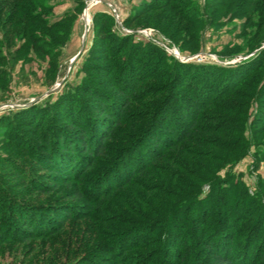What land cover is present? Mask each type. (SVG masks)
<instances>
[{
	"label": "trees",
	"instance_id": "1",
	"mask_svg": "<svg viewBox=\"0 0 264 264\" xmlns=\"http://www.w3.org/2000/svg\"><path fill=\"white\" fill-rule=\"evenodd\" d=\"M53 1L0 0L3 82L26 48L28 55H51L56 71L85 3L72 0L73 9L53 17ZM206 1L217 18L223 0ZM259 7L264 19V1ZM200 14L195 0H149L124 25L145 27L153 20L174 42L184 29L196 51ZM145 17L149 23L141 24ZM93 20L82 82L53 102L0 119V139L27 149L36 169L13 154L1 161L34 192L57 196L27 200L12 190L16 176H0V246L53 238L66 228V238H53L55 253L39 258L41 264H264V179L252 195L236 175H219L252 141L264 144L255 132L264 130V108L248 125V108L264 90V48L236 66L188 63L151 40L119 35L108 11H97ZM164 21L179 24L173 35L161 27ZM251 40L249 50L264 38ZM247 126L255 129L251 137ZM205 183L210 187L202 196Z\"/></svg>",
	"mask_w": 264,
	"mask_h": 264
},
{
	"label": "rangeland",
	"instance_id": "2",
	"mask_svg": "<svg viewBox=\"0 0 264 264\" xmlns=\"http://www.w3.org/2000/svg\"><path fill=\"white\" fill-rule=\"evenodd\" d=\"M145 1L149 0H84V7L74 22L71 35L65 45L61 47V51L57 58L58 66L56 71L54 69L52 70L51 55H38V53L28 55V50L26 48L22 53H19V56L14 61V67L10 70L11 79L6 83L0 79V119H2L3 116L13 117L14 112L32 104L43 106V104L47 102H53L64 91L73 89L82 82L86 72L83 65L89 57L91 48L94 44L93 39L96 31L94 30L93 18L97 11H108L114 16L115 24L112 28L119 35L134 34L136 40H151L161 46L168 54L182 62L223 67L236 66L248 58L253 57L264 48V40L260 43L259 48L253 50H249L247 44L250 39L255 43L257 37L261 36V38H264V19L261 18V7H259L263 4L264 0H223L224 3L220 5L221 12L218 11L216 13L218 14L217 18L215 15L208 14L207 9L209 6L206 0H195L200 8L201 14H203L202 18L204 17L200 30V34L202 35L200 41L201 47L196 51H192L191 48V46L194 47V44L187 42L189 40V34H185L184 29L175 37L174 40L178 42L176 43L160 32L158 28L154 26L153 20L149 23L147 17L141 21V24L149 23V25L146 24L148 26L131 28L124 25V19L132 14V12L141 8ZM53 3L55 4V8L50 12V15L53 17H59L75 7V3L72 0H54ZM215 4L218 3L216 2ZM254 6H258V8H254ZM87 7V14L84 16ZM225 11L227 13H225ZM160 14H162V12L157 13L158 16ZM214 18H216V20H214ZM160 25L162 28H167L169 35H173L179 24L175 21H164ZM81 50L82 52L78 58L71 63L72 59ZM262 92L261 101H253L248 108V125L253 120L259 107L261 106V108H264V90ZM249 127L250 126H247L245 130L247 137H251V132L255 131V129L253 131ZM255 132L261 136L260 141L263 142L264 130L259 133L258 129ZM3 137L0 139V173H2L0 176H5L3 177L4 180L11 178V176L15 179L16 176L18 181L15 180L18 182V186H16V190L12 189V187L11 189L14 192L24 193V195L27 196V200H33L35 202H41L43 199V201H55L57 199L55 194L48 193L46 196H42V194H38L37 191L34 192L23 182L20 183L22 180H25L24 177H19L21 174L19 175L18 172L16 174V171H13L11 166L4 163L5 160L4 162L1 161L2 156L13 154L21 158L22 162H24V166L36 167L35 161L27 157V149H16L13 146L6 147L7 142ZM31 137L35 138L33 134H31ZM224 138L225 137H221V140L224 141ZM215 149L214 146L200 147V150L204 151H212ZM218 149V152H223ZM201 156V154H198V157L195 158L200 159ZM12 158H14V156H12ZM190 165L193 164L191 163ZM21 173L26 174L23 170ZM228 173L239 177L244 182L249 192L255 195L254 193H256L259 188L258 182L260 179H264V144L258 143L256 140L252 141L246 154L236 163L224 167L219 172V175L225 176ZM209 187L208 183L204 184L202 196L208 192ZM30 194H32L33 197ZM70 200L72 201L73 197ZM75 201V206L81 208L82 205ZM55 224L56 223H54V225ZM3 228L1 224L0 234L4 231ZM64 230L61 229L57 234H54V237H56L57 240H59V238H66V233H68V231ZM53 238L6 241L5 244L0 246V264H41L38 260L39 258H44L49 254L53 255L55 253H53L52 248H50ZM45 247L46 249L49 248V251H47ZM92 249H90V252ZM104 253L107 254V252L104 251L99 252V254ZM45 262L51 264L48 260L44 259L43 263ZM80 264L88 263L85 262Z\"/></svg>",
	"mask_w": 264,
	"mask_h": 264
},
{
	"label": "water",
	"instance_id": "3",
	"mask_svg": "<svg viewBox=\"0 0 264 264\" xmlns=\"http://www.w3.org/2000/svg\"><path fill=\"white\" fill-rule=\"evenodd\" d=\"M87 10H88V7H87V9L85 10V12H84V16L86 15V13H87ZM84 41H85V38H84ZM83 41V42H84ZM83 47V46H82ZM81 52H82V50L72 59V61H71V63H73L77 58H78V56L81 54ZM61 84V83H60ZM51 92V91H50ZM49 92V93H50ZM1 107V106H0Z\"/></svg>",
	"mask_w": 264,
	"mask_h": 264
},
{
	"label": "bare ground",
	"instance_id": "4",
	"mask_svg": "<svg viewBox=\"0 0 264 264\" xmlns=\"http://www.w3.org/2000/svg\"><path fill=\"white\" fill-rule=\"evenodd\" d=\"M87 14V13H86Z\"/></svg>",
	"mask_w": 264,
	"mask_h": 264
}]
</instances>
